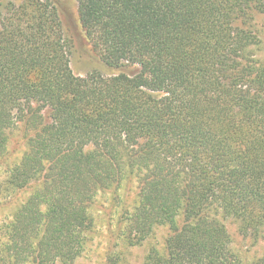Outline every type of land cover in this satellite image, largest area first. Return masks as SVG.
<instances>
[{"label": "trees", "instance_id": "obj_1", "mask_svg": "<svg viewBox=\"0 0 264 264\" xmlns=\"http://www.w3.org/2000/svg\"><path fill=\"white\" fill-rule=\"evenodd\" d=\"M76 2L100 59L133 70L74 74L58 0L7 2L0 156L17 125L26 148L1 185L32 190L0 226V264L74 263L97 195L132 179L125 244L169 228L142 264H264L225 222L264 241V0Z\"/></svg>", "mask_w": 264, "mask_h": 264}, {"label": "rangeland", "instance_id": "obj_2", "mask_svg": "<svg viewBox=\"0 0 264 264\" xmlns=\"http://www.w3.org/2000/svg\"><path fill=\"white\" fill-rule=\"evenodd\" d=\"M8 1L0 0V13L3 12ZM59 15L65 38L70 43V65L74 74L83 76L91 71H99L104 75L117 74L119 71L131 72L133 67L114 69L107 66L101 59L98 51L94 50L88 42L85 31L81 26L77 14L76 0H58ZM25 138L19 125L12 128L9 133L7 148L4 155L0 156V226L11 218L12 212L30 194L32 188L16 191L15 194L6 195L2 181L5 179L7 170L17 163L25 151ZM137 185L134 179L122 181L116 195L110 192L98 194L92 206L91 213L94 218L92 230L89 232V241L84 254L72 264H109V256L121 252V264H142V259L150 246L159 250L164 247V240L169 234L167 226H155L150 236L140 245L130 246L125 244L121 230L119 229V214L125 208L132 209L136 202ZM224 223V219L221 220ZM233 236L235 248L241 246L247 250L249 256L260 253L264 241L259 246L251 247L237 231V225L225 221ZM257 247V248H256Z\"/></svg>", "mask_w": 264, "mask_h": 264}]
</instances>
